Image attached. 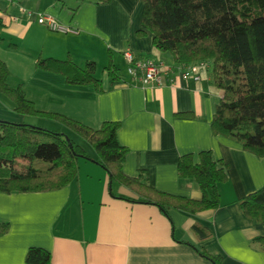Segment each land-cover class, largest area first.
I'll return each mask as SVG.
<instances>
[{"label": "crops", "instance_id": "crops-1", "mask_svg": "<svg viewBox=\"0 0 264 264\" xmlns=\"http://www.w3.org/2000/svg\"><path fill=\"white\" fill-rule=\"evenodd\" d=\"M142 0H0V59L9 68L8 83L21 88L40 111L58 113L99 129L120 123L119 143L128 149L124 172L147 179L156 190L201 200L192 179L180 178L178 162L211 151L226 165L221 205L190 214L135 202L120 186L117 191L105 169L79 160L78 179L47 193H0V221L10 225L0 238V264H27L31 248L51 253L50 264H264V225L248 218L242 201L264 188V158L212 130L222 100L212 70L200 82L174 77L161 88L144 87L127 73L124 52L174 66L169 54L155 48L151 34L140 35ZM50 15L78 29L58 34L38 23ZM39 58L94 62L104 92L93 86H72L64 76L36 67ZM121 79L111 87L105 68L110 61ZM122 71L125 73L123 74ZM0 118L28 123L16 105L0 94ZM39 118V117H38ZM41 122L48 119L40 118ZM211 236L201 240L193 227ZM203 252L213 260L204 257Z\"/></svg>", "mask_w": 264, "mask_h": 264}, {"label": "trees", "instance_id": "trees-1", "mask_svg": "<svg viewBox=\"0 0 264 264\" xmlns=\"http://www.w3.org/2000/svg\"><path fill=\"white\" fill-rule=\"evenodd\" d=\"M142 2L141 36L151 34L155 48L169 54L176 66L211 63L213 82L222 93L211 123L214 134L264 158V0ZM4 28L0 17V41ZM36 67L64 76L69 85L93 86L99 93L104 92L94 62L82 66L70 58H39ZM105 71L111 78V87L120 81L121 70L112 60ZM8 77L9 68L0 59V94L16 105V112L23 117L52 120L81 137L95 151V162L106 170L111 184L129 190L137 197L135 202L157 206L165 213L176 209L197 214L220 207L219 187L228 176L225 163L216 160L211 151L202 152L199 162L192 154L184 155L178 162L180 178L196 182L203 193L201 200L158 191L147 179L133 178L124 172L128 149L118 141L120 123L106 122L94 129L66 115L40 111L21 88L9 85ZM81 159L91 160L87 151L71 138L43 127L0 118V193H47L64 189L78 179ZM19 160L27 163L22 170L16 167ZM242 209L248 218L264 225V188L248 195L242 201ZM9 230V223L0 221V238ZM193 231L201 240L211 236L197 224ZM203 255L217 262L205 252ZM51 259L50 252L31 248L26 263L50 264Z\"/></svg>", "mask_w": 264, "mask_h": 264}, {"label": "built area", "instance_id": "built-area-1", "mask_svg": "<svg viewBox=\"0 0 264 264\" xmlns=\"http://www.w3.org/2000/svg\"><path fill=\"white\" fill-rule=\"evenodd\" d=\"M38 23L54 33L79 34L78 29L64 25L50 15H39ZM124 57L128 63V75L134 82L140 83L144 87H164L167 83H173L175 76H179L186 81L200 82L212 70L211 63L206 62L185 66H167L162 61H155L150 58L136 59L134 53L130 50L124 52Z\"/></svg>", "mask_w": 264, "mask_h": 264}, {"label": "rangeland", "instance_id": "rangeland-1", "mask_svg": "<svg viewBox=\"0 0 264 264\" xmlns=\"http://www.w3.org/2000/svg\"><path fill=\"white\" fill-rule=\"evenodd\" d=\"M123 74H125L123 71H122ZM28 119V123H26L27 125H30V126H35V127H38V128H46L47 130L49 131H52V132H57V133H60V134H63V136L68 139L71 138L77 145H80L82 146L88 154L92 153V154H95V151L93 150V148L86 142L84 141L81 137H79L77 134H75L74 132H72L71 130L67 129L66 127L64 126H60L59 124H57L56 122L52 121V120H48V121H44V122H41L40 118L38 117H27ZM27 163L25 161H21L19 160L16 164V167L20 170L24 169V165H26ZM114 190L117 191L118 188L120 187L119 184L117 183H114Z\"/></svg>", "mask_w": 264, "mask_h": 264}]
</instances>
